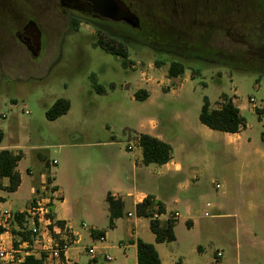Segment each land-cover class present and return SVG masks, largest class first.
Here are the masks:
<instances>
[{
  "label": "rangeland",
  "instance_id": "1",
  "mask_svg": "<svg viewBox=\"0 0 264 264\" xmlns=\"http://www.w3.org/2000/svg\"><path fill=\"white\" fill-rule=\"evenodd\" d=\"M125 1L143 30L159 27L166 33H179L186 26L191 43L201 38L210 51L216 52L206 57L213 62L154 52L129 41L144 36L138 34L139 30L117 24L112 29L122 38L131 62L124 68L120 56L94 46L99 33L95 26L83 21L74 29L53 1L47 9L44 5L37 9L38 1L29 5L25 15L37 21L42 30L38 54L33 56L19 43H5L4 35L0 36V130L8 141L17 137L26 149V158L19 166L23 184L17 194L8 195L5 209L12 207L15 212L27 208L30 188L37 185L41 171L52 179L50 162L42 168L38 159L43 155L56 162L52 171L66 189V206L71 209L72 225L80 234L81 245L95 246L96 255L107 247L102 250L101 263L105 262L103 253H107L112 258L107 264H134L133 256L124 249L130 243V225L135 220L130 203L127 211L132 217L124 214L106 241H91L88 227L109 231L108 218L101 209L102 181L96 177L90 185L93 195L87 197L78 188L83 187L80 181L84 178H75L73 170L120 156L128 144L135 143V131H145L155 121L174 146V161L185 171L191 168L197 173L191 174L195 180L182 190L181 197L193 201L191 212L178 208L176 241L163 245L161 251L167 255L165 264H264L263 16L252 0H231L233 7L242 10L228 14L227 0ZM17 8L16 16L20 12ZM156 60L166 66L180 61L185 72L165 86L160 82L169 78L168 74L162 70L157 76L152 74L163 66L157 67ZM142 72L156 80L151 81V99L137 101L133 95L142 88ZM91 75L104 93L96 92ZM221 94L235 99L240 108L245 129L238 134L210 130L198 120L203 97L212 107H219ZM59 98L70 102V110L49 121L45 112ZM152 188L147 184L141 190ZM89 203L97 207L92 209ZM218 207L227 216L222 228L216 224ZM170 209L176 208L171 204ZM175 217L172 213L169 218ZM189 218L195 222L193 229L185 225ZM11 225V240L18 241V230ZM137 233L143 238L152 235L146 220L138 222ZM216 252H220V258H216Z\"/></svg>",
  "mask_w": 264,
  "mask_h": 264
},
{
  "label": "crops",
  "instance_id": "2",
  "mask_svg": "<svg viewBox=\"0 0 264 264\" xmlns=\"http://www.w3.org/2000/svg\"><path fill=\"white\" fill-rule=\"evenodd\" d=\"M131 63V62H129ZM160 68L156 70V72H153L152 74L156 75L160 70L163 71L164 74L168 73L169 66H166L164 63L162 64ZM133 67V66H132ZM159 70V71H158ZM185 70V69H184ZM185 72V71H184ZM184 74V73H183ZM147 75V79L145 77ZM146 72L141 73L142 79L139 81L142 88L145 91L149 93V97L146 100H150L152 97V80L153 77L148 76ZM176 78H165L164 81L161 82L165 86L169 85L170 83H174ZM190 79H194L192 75L190 74ZM156 80V79H155ZM154 80V81H155ZM146 87V88H145ZM226 95V94H225ZM228 96V95H227ZM230 97V96H228ZM231 98V97H230ZM233 103L235 106L240 110V108L237 106L235 99H233ZM179 101V99H178ZM221 102V100H220ZM220 106V104L218 105ZM210 108L217 109L219 107H212L210 104ZM242 131V130H241ZM240 131V132H241ZM0 132L3 134V139L0 143V151L1 150H9L13 154L21 153L22 159L17 164V171L20 174L21 177V184L18 187V189L13 192L9 193L5 191L3 188L8 185V179L7 178H0V198L2 201H0V220L2 219V214L7 211L10 213H18L22 212L28 209L32 198L34 196V190L38 189V186L41 185L42 182L46 181L47 178L45 177V173L40 172V175L38 177V183L35 187L30 188L28 202L29 205L25 210H18L13 211L12 207H9L8 209H5V205L7 204V197L8 195L12 196L18 193L19 189L21 188V185L23 184V173L19 169L20 164L22 161L26 158V149L22 145V142L17 138H12L9 141L7 140V137L3 130H0ZM239 132V133H240ZM149 134L153 137H156L160 139L161 141L169 144L172 148V157L170 161L163 165H155L151 164L148 166H145L142 164V154H141V148L138 143V136L139 134ZM229 134V133H227ZM238 134V133H235ZM42 159L38 158L42 165V168L44 167L45 163L44 160L51 162L43 155L41 156ZM49 172L51 173L52 179L50 182V185L53 187L54 190L57 191L59 194V199L55 201L52 204L51 211H52V217L57 221H63L64 226L68 228V230L75 235L76 241L71 245L69 250L66 253L67 259L72 263H79V264H107V262H100L99 258L101 257L102 250H107V247H102L101 252L99 251L96 255V258L93 260H89V257L86 255L84 249L87 248L84 245H81L82 239L80 237V234L78 231L75 230V227L72 225L71 221V209L68 206H66V203L68 201V195L66 192V189L63 188L60 184V179L57 175H54V171H52V168H48ZM29 177L32 174L31 170H27ZM196 175V171L189 168L188 170H184L181 163H178L174 161V146L172 143L166 138V136L162 133L160 127L158 126V123L155 121H151V128L145 130V131H135V143L128 144L125 147V150L123 153L118 157H112L107 162L97 161L92 162L91 164H83V166L76 168V170H73V175L75 178L78 176L83 177L80 182L83 183V187H78L82 189V192L86 193L87 197H91L93 195V187L90 185H93V182L95 181L96 177L101 180L100 185V194L103 196V204L101 206V209L104 213L105 218H108L109 213L108 211V205L105 201V197L107 193H110L115 198H120L123 201V215L127 214L128 217H132L130 215V212L127 211V206L130 203L132 210L135 215V205L143 200L147 195H151L153 197L151 206H150V212L153 214V217L157 218L160 223L163 225L165 222L169 219L170 215L172 213L175 214L176 218V225L174 227V233L175 228L177 224L180 222V213L178 208H183L187 213L191 212V206H192V199H183L181 197L182 190L189 185L190 181L195 180L192 175ZM87 178V179H86ZM86 179V180H85ZM76 181V180H75ZM85 184H89L86 186ZM147 184H151L153 186L152 189H144L141 190V188H145ZM70 186H74V182L70 181ZM79 189V190H80ZM157 202H161L164 206V213L163 214H157ZM174 205L176 209L172 210L170 209V205ZM208 205H210L208 203ZM90 208H96L95 204L89 203ZM218 214L215 216L218 221L216 222L217 226L219 228H222L223 226V220L227 218L226 214H222V210L218 207L217 209ZM121 220V218H118L114 221V226L112 228H109V231H105L104 229H99L97 227L91 226L87 229L89 230V236L91 241H95V236L90 235V232L93 230L95 233L99 232L102 233L105 237V241L107 240V237L109 235V232L117 230L119 224L118 222ZM140 220H146L149 224V218L145 217H137L135 215V220L132 222L131 226V233H130V243L127 246H124V249L130 253L131 256H133V261H135L134 264H137L136 259V245L135 241L136 239H142L143 241L153 244L155 246V249L157 250L161 263L165 264V259L167 258V255H164L161 253V251L164 249L163 245L169 244V243H156L154 239V235L148 236L147 238L141 237L137 233V225ZM186 221L190 222V226L188 229H193L195 226V222L192 219H188ZM185 221V222H186ZM241 224L243 223V218L241 217L240 220ZM9 226L14 227L15 229H19V225L17 221H10L8 220ZM30 225V224H29ZM176 237V234H175ZM9 229H4L2 233H0V249L1 248H12V240ZM176 241V240H175ZM174 241V242H175ZM173 243V242H171ZM126 256V255H125ZM112 261V260H111ZM110 261V262H111ZM240 261V258L238 257L237 262ZM108 262V263H110ZM42 264H55V260H50L49 262L44 261Z\"/></svg>",
  "mask_w": 264,
  "mask_h": 264
},
{
  "label": "trees",
  "instance_id": "3",
  "mask_svg": "<svg viewBox=\"0 0 264 264\" xmlns=\"http://www.w3.org/2000/svg\"><path fill=\"white\" fill-rule=\"evenodd\" d=\"M256 3L258 13L264 18V0H252ZM231 0H227L226 12H236L242 10L241 7L234 6ZM231 12V13H232ZM237 13V12H236ZM186 15V13H185ZM230 19V18H229ZM85 22L95 26L98 30V38L94 42V46H100L105 52L118 55L122 58L121 65L126 68L128 66V54L125 50L123 43L120 40V36L112 29L113 26L122 23H96L91 20H84ZM228 21H231L228 20ZM73 28L76 29L77 23L72 24ZM127 28V27H126ZM129 28V27H128ZM153 27L143 30L139 28L138 34H144L141 39L131 37L129 41L145 46L150 50L158 53H165L168 55L176 56L183 60H208L207 55L215 54V51H210L207 48L206 42L199 38L198 42L191 43L188 36L186 35V26L179 33L162 31L159 27ZM185 28V29H184ZM137 32V31H136ZM141 34V35H142ZM122 39V38H121ZM207 40V38H204ZM164 62L156 60L154 64L159 67ZM227 65V64H224ZM230 66V65H227ZM184 65L180 61H171L168 68V77L176 78L184 73ZM242 71L257 73L256 71L249 68H240ZM259 73V72H258ZM257 73V74H258ZM92 85L97 93H104L103 88L97 84L94 75L90 76ZM134 99L137 101H144L149 97V93L145 90L139 89L134 93ZM220 106L217 109L210 108V102L207 97H203L202 105L198 115L199 122L213 131H219L223 133L235 134L245 129L244 118L240 114V110L233 103L232 98L225 94L220 96ZM71 104L67 99H57L45 112V118L49 121H54L57 118L65 115L70 110ZM257 113H260L259 109H255ZM3 139V134L0 132V143ZM138 143L141 148L142 164L145 166L155 164L163 165L170 161L172 157V148L169 144L161 141L160 139L153 137L149 134H139ZM22 159V154L19 152L13 154L9 150L0 151V178H7L8 185L3 189L9 193L15 192L21 184V177L16 167L18 162ZM45 166H48V162L44 160ZM48 183L51 179L47 178ZM153 197L147 195L143 200L135 205V215L137 217L149 218V229L154 235L156 243H171L176 240L174 227L176 225V218H169L165 224H161L160 221L153 217L150 212V206ZM0 201L1 198H0ZM105 201L108 205V227L114 226V221L123 216V201L120 198L113 197L110 193L106 194ZM164 213V206L161 202H157V214ZM13 219L17 221L20 228H22V222L24 214H14ZM58 225L64 226L63 221H58ZM185 225L187 228L190 226V222L186 221ZM3 229L0 227V233ZM12 234L14 232H11ZM17 236L18 241H12V246L17 248L20 243L27 242L31 243V232L27 230H18ZM95 232L92 230L90 235L95 236ZM102 234V233H101ZM136 259L137 264H162L159 254L153 244L147 243L142 239H136ZM19 264H42L40 258H36L32 255H27L23 258Z\"/></svg>",
  "mask_w": 264,
  "mask_h": 264
},
{
  "label": "built area",
  "instance_id": "4",
  "mask_svg": "<svg viewBox=\"0 0 264 264\" xmlns=\"http://www.w3.org/2000/svg\"><path fill=\"white\" fill-rule=\"evenodd\" d=\"M250 101L253 102V99L251 98ZM55 165V161L50 162L51 168L55 167ZM215 188L218 189L219 185L216 184ZM58 199L59 194L46 180L41 183L38 189L34 190V196L27 210L18 213L5 211L2 214L3 220H0V227L3 230L8 229V220L9 222L11 220L13 221L14 214H24L22 228L19 227L18 230L24 229L30 231L31 236H38L39 239H37L38 241L31 239V243H20L17 248L13 246L12 248H1L0 264H19L27 255L40 258L42 263L44 261L49 262L50 260H55V264H79L70 262L66 257L67 251L76 241L75 235L65 226L58 225V221L52 217L51 207ZM95 241L100 243L104 242V235L96 232ZM34 244L37 245V248L33 247ZM34 249H37L38 252L33 251ZM84 251L89 257V260L96 258L97 248L95 246L87 247ZM103 256L105 262L112 260L107 253H103ZM215 256L216 258H220V252H216Z\"/></svg>",
  "mask_w": 264,
  "mask_h": 264
},
{
  "label": "flooded vegetation",
  "instance_id": "5",
  "mask_svg": "<svg viewBox=\"0 0 264 264\" xmlns=\"http://www.w3.org/2000/svg\"><path fill=\"white\" fill-rule=\"evenodd\" d=\"M37 1V9L41 8V6L43 5L47 9L46 6L49 5L51 1H53L57 9L60 10L63 15L69 17V23L72 24L77 23V25H79L84 20H91L96 23L113 24V22L109 21L108 19H105L99 13L94 11L93 4L88 0H0V36L4 35V40H6L4 42L9 43L10 45L13 44L18 46L19 43L21 47L28 50V52H30L33 56L35 46L33 43V38L30 35L29 23L34 22L36 24L40 32V36L42 30L37 21H35L34 19L27 18L28 15H25V12L28 10L29 5H34V3ZM120 1H122L133 13L132 9L130 8V5L125 0ZM17 7H19L20 11L18 16H16L18 14ZM4 19L10 20L8 22H5ZM139 28L140 25L134 30H139ZM1 44L2 42L0 41V47L2 48ZM6 45L5 48H7ZM1 48L0 50H2Z\"/></svg>",
  "mask_w": 264,
  "mask_h": 264
},
{
  "label": "water",
  "instance_id": "6",
  "mask_svg": "<svg viewBox=\"0 0 264 264\" xmlns=\"http://www.w3.org/2000/svg\"><path fill=\"white\" fill-rule=\"evenodd\" d=\"M93 4L94 11L113 23H122L130 28L139 27V19L120 0H88ZM30 35L35 46L34 56L38 54L40 45V32L34 22L29 23Z\"/></svg>",
  "mask_w": 264,
  "mask_h": 264
}]
</instances>
